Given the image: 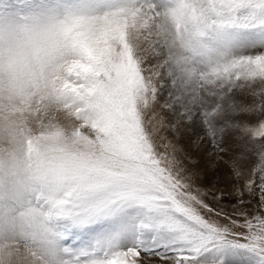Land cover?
<instances>
[{
    "label": "snow or ice",
    "instance_id": "6c2138e0",
    "mask_svg": "<svg viewBox=\"0 0 264 264\" xmlns=\"http://www.w3.org/2000/svg\"><path fill=\"white\" fill-rule=\"evenodd\" d=\"M21 9L0 25V75L35 116L51 98L70 122L26 142L31 240L62 264H264V0ZM220 112L234 141L219 148L227 183L205 192L184 150L156 139ZM225 148L239 172L223 163Z\"/></svg>",
    "mask_w": 264,
    "mask_h": 264
},
{
    "label": "clouds",
    "instance_id": "9594fccd",
    "mask_svg": "<svg viewBox=\"0 0 264 264\" xmlns=\"http://www.w3.org/2000/svg\"><path fill=\"white\" fill-rule=\"evenodd\" d=\"M11 19L0 18V25L6 27ZM58 108L51 98L42 99L46 115L35 116L21 104L7 75H0V264H62L39 237L31 240L32 228L22 215L33 187L26 142L57 125L70 132L68 117Z\"/></svg>",
    "mask_w": 264,
    "mask_h": 264
},
{
    "label": "rangeland",
    "instance_id": "374dc122",
    "mask_svg": "<svg viewBox=\"0 0 264 264\" xmlns=\"http://www.w3.org/2000/svg\"><path fill=\"white\" fill-rule=\"evenodd\" d=\"M21 0H0V18H14L21 11ZM166 93L161 94L160 102L162 103L166 97ZM154 111L158 117H165L166 124L172 122V117L168 111L156 105ZM151 112L148 113L151 116ZM227 120L225 113H218L217 117L213 118L208 127H205L200 122L186 123L180 128L179 134H175L168 127L161 128L159 135L167 137L173 143L180 146L189 159L181 156L184 166L188 169L192 176L194 186L207 192L209 189L217 185L227 183V175L225 168H218L221 162L218 159L219 148L229 140V146L234 143L231 140V134L228 128L224 126V121ZM210 129H220L213 131L209 136ZM162 134V135H161ZM164 141H162V144ZM203 145V147H200ZM216 145V148L213 146ZM163 150V149H162ZM236 150V149H233ZM228 149L225 148V154L222 156L223 163L231 167L235 172H239L237 160H228ZM158 261V258H154Z\"/></svg>",
    "mask_w": 264,
    "mask_h": 264
},
{
    "label": "bare ground",
    "instance_id": "6f19581e",
    "mask_svg": "<svg viewBox=\"0 0 264 264\" xmlns=\"http://www.w3.org/2000/svg\"><path fill=\"white\" fill-rule=\"evenodd\" d=\"M161 135H162V134H161ZM159 137H160V135H158V136H157V139H156V142H157L158 146L162 144V140H160ZM158 150L162 151V148H159V147H158Z\"/></svg>",
    "mask_w": 264,
    "mask_h": 264
}]
</instances>
